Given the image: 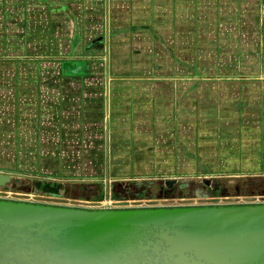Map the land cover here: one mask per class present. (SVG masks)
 Here are the masks:
<instances>
[{"label": "crops", "instance_id": "1", "mask_svg": "<svg viewBox=\"0 0 264 264\" xmlns=\"http://www.w3.org/2000/svg\"><path fill=\"white\" fill-rule=\"evenodd\" d=\"M260 1L0 0V154L77 182L101 169L264 176L260 19L243 29Z\"/></svg>", "mask_w": 264, "mask_h": 264}, {"label": "water", "instance_id": "2", "mask_svg": "<svg viewBox=\"0 0 264 264\" xmlns=\"http://www.w3.org/2000/svg\"><path fill=\"white\" fill-rule=\"evenodd\" d=\"M13 181L0 173V187ZM0 264H264V204L86 210L0 200Z\"/></svg>", "mask_w": 264, "mask_h": 264}, {"label": "rangeland", "instance_id": "3", "mask_svg": "<svg viewBox=\"0 0 264 264\" xmlns=\"http://www.w3.org/2000/svg\"><path fill=\"white\" fill-rule=\"evenodd\" d=\"M259 3V10L246 9V18L251 23L245 24L243 29L245 33H250L260 19V60L264 63V0ZM250 6L252 2H246L245 7ZM255 42L250 41L253 44ZM251 46L256 48V45ZM13 164L17 163H13L12 154H0V173L14 180L9 186L0 187V200L86 210H101L99 202L104 198L110 200L114 210L264 204V176L258 174L263 171L130 169L119 170L121 174L113 176L108 170V183L105 187L103 169L99 170L97 177L77 182L73 178L60 180L50 175H35L37 173L26 171L21 161L19 168ZM166 182L171 183L166 185ZM41 185H47L48 192H42Z\"/></svg>", "mask_w": 264, "mask_h": 264}, {"label": "built area", "instance_id": "4", "mask_svg": "<svg viewBox=\"0 0 264 264\" xmlns=\"http://www.w3.org/2000/svg\"><path fill=\"white\" fill-rule=\"evenodd\" d=\"M99 204H101L102 209H110V210H114L115 208L113 206H111V202L108 198H104L101 202H99Z\"/></svg>", "mask_w": 264, "mask_h": 264}, {"label": "trees", "instance_id": "5", "mask_svg": "<svg viewBox=\"0 0 264 264\" xmlns=\"http://www.w3.org/2000/svg\"><path fill=\"white\" fill-rule=\"evenodd\" d=\"M40 187H41L42 192H48L47 185H41Z\"/></svg>", "mask_w": 264, "mask_h": 264}]
</instances>
